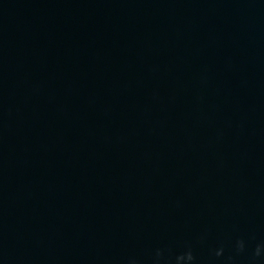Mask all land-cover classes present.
I'll list each match as a JSON object with an SVG mask.
<instances>
[{
	"label": "water",
	"instance_id": "obj_1",
	"mask_svg": "<svg viewBox=\"0 0 264 264\" xmlns=\"http://www.w3.org/2000/svg\"><path fill=\"white\" fill-rule=\"evenodd\" d=\"M0 264H264V0H0Z\"/></svg>",
	"mask_w": 264,
	"mask_h": 264
}]
</instances>
